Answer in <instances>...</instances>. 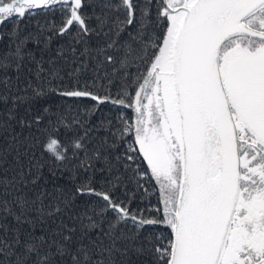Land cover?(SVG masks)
I'll use <instances>...</instances> for the list:
<instances>
[{
  "label": "snow or ice",
  "instance_id": "1",
  "mask_svg": "<svg viewBox=\"0 0 264 264\" xmlns=\"http://www.w3.org/2000/svg\"><path fill=\"white\" fill-rule=\"evenodd\" d=\"M0 264H264V0H0Z\"/></svg>",
  "mask_w": 264,
  "mask_h": 264
},
{
  "label": "trees",
  "instance_id": "2",
  "mask_svg": "<svg viewBox=\"0 0 264 264\" xmlns=\"http://www.w3.org/2000/svg\"><path fill=\"white\" fill-rule=\"evenodd\" d=\"M54 18L58 20V16L53 17L52 14L39 13L38 15L34 17H30L22 21L20 24V27L21 29L25 31H33L37 29V25H45L46 22H50ZM8 28L11 29L12 25L9 24ZM49 100H51V98H49ZM55 104L60 106L59 110L64 112L69 119H71L72 116L76 114L77 102L71 99L64 100V101L57 99L55 101Z\"/></svg>",
  "mask_w": 264,
  "mask_h": 264
}]
</instances>
